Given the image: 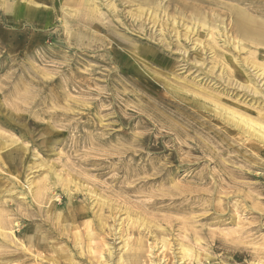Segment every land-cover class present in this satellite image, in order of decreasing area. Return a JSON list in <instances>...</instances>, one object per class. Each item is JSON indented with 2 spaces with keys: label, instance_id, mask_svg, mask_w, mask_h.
Returning <instances> with one entry per match:
<instances>
[{
  "label": "rangeland",
  "instance_id": "1",
  "mask_svg": "<svg viewBox=\"0 0 264 264\" xmlns=\"http://www.w3.org/2000/svg\"><path fill=\"white\" fill-rule=\"evenodd\" d=\"M146 1L0 0V264H264V0Z\"/></svg>",
  "mask_w": 264,
  "mask_h": 264
},
{
  "label": "bare ground",
  "instance_id": "2",
  "mask_svg": "<svg viewBox=\"0 0 264 264\" xmlns=\"http://www.w3.org/2000/svg\"><path fill=\"white\" fill-rule=\"evenodd\" d=\"M153 1V0H152ZM147 3H143V4H145V5H147V8L148 9H150V10H154V7L156 6V4L154 5V7H152L150 4H151V2L150 1H146ZM29 3H31V2H29ZM92 3V2H91ZM111 3L112 2H110V3H108V4H110L111 5ZM34 4V7L32 8L33 10H38L41 6H38L37 7V5L39 4V3H33ZM93 4H94V2H93ZM88 5V4H87ZM32 7V6H31ZM88 10L90 11V13H94V12H96V7L95 8H93V7H91V6H89L88 5ZM110 8H112L113 10H114V7H110ZM142 8H144V7H142ZM140 9V8H139ZM156 9V8H155ZM43 10V9H42ZM112 10V11H113ZM143 10V9H142ZM43 12V11H42ZM153 13V12H152ZM157 13V12H156ZM152 15V14H151ZM156 16V15H155ZM199 17H201V16H199ZM198 17V18H199ZM195 19V18H194ZM197 21V20H196ZM195 20H194V22H196ZM173 22V21H172ZM209 22V21H208ZM206 23V22H205ZM204 23V24H205ZM200 24V23H199ZM206 25V24H205ZM212 25V24H211ZM200 26V25H199ZM204 26V25H203ZM239 27V26H238ZM191 29V28H190ZM223 29V28H222ZM238 29V28H237ZM239 29H241V28H239ZM209 30V29H208ZM213 30V29H212ZM250 31V30H249ZM253 31H255V30H253ZM210 33H211V31H209ZM242 33V32H241ZM256 33H257V31H256ZM220 35V34H219ZM226 35V34H225ZM244 35H245V32H244ZM233 39V38H232ZM197 60V59H196ZM199 61V60H198ZM254 68H256V67H254ZM223 73V72H222ZM256 74V73H255ZM261 74V73H260ZM220 76V75H219ZM236 81V80H235ZM264 81V80H263ZM244 86V85H243ZM242 88V87H241ZM261 88V87H260ZM260 94V93H259ZM217 107V106H216ZM223 107V106H222ZM226 109V108H225ZM225 109H223V110H225ZM227 110V109H226ZM227 112H229L228 110H227ZM230 113V112H229ZM250 115V114H249ZM236 118H237V120H240V119H242L243 120V125H244V127L245 128H242V130H243V132L244 133H246L247 135H248V137H250V138H253V139H257V140H261V141H264V126H262L261 124L260 125H258V124H256L257 122H253L252 120H249V119H244L242 116H239L238 114H235L234 115ZM251 116V115H250ZM253 116V115H252ZM246 118V117H245ZM254 118V117H253ZM252 119V118H251ZM232 122H233V124L234 125H236L237 127H239L238 125V123L236 122V120H234V119H232ZM238 124V125H237ZM241 124V123H240ZM242 125V126H243ZM241 126V125H240ZM241 132V131H240ZM43 181V180H42ZM41 181V182H42ZM58 181V180H57ZM31 182V181H30ZM77 182V181H76ZM43 183V182H42ZM37 184V183H36ZM54 184V183H53ZM59 184V183H58ZM32 185V184H31ZM41 186V185H40ZM43 186V185H42ZM55 186V185H54ZM30 187V186H29ZM81 187V186H80ZM85 187V186H84ZM36 188V187H35ZM47 188H49L48 186H47ZM43 187H39L37 190H35V192L37 193V194H40L41 193V191L43 192ZM28 190H29V188H28ZM31 190V189H30ZM46 190V189H45ZM95 191V190H94ZM87 192V191H86ZM43 198V197H42ZM35 199V198H34ZM50 199V198H49ZM90 199V198H89ZM39 200V199H38ZM40 200H41V198H40ZM39 200V201H40ZM49 202V201H48ZM93 203V202H92ZM104 205V204H103ZM110 210H111V208H110ZM2 211H3V209H2ZM2 211H0V212H2ZM116 212V211H115ZM114 212V213H115ZM1 214V213H0ZM9 215V214H8ZM115 215V214H114ZM125 215V214H124ZM2 216V215H1ZM5 216H6V213H5ZM51 216V215H50ZM40 217V216H39ZM44 217V216H43ZM5 218V217H4ZM85 218V219H84ZM83 219L84 220H87L88 219V216H86L85 215V217H84ZM1 219V218H0ZM41 219V218H40ZM97 221H98V223H101V221H102V218L100 217V215H99V218L97 219ZM2 222V220H0V223ZM44 222V221H43ZM53 222V221H52ZM87 222V232L91 235V232H92V226H91V222H89V221H86ZM3 223V222H2ZM8 223V222H7ZM85 223V222H84ZM79 224V223H78ZM120 224V223H119ZM84 225V224H83ZM115 225V224H114ZM133 225V224H132ZM1 226H2V224H1ZM0 226V227H1ZM4 226V225H3ZM73 226V225H72ZM71 226V227H72ZM78 226V225H77ZM60 227V226H59ZM80 227V226H79ZM119 227V226H118ZM6 228V227H5ZM4 228V229H5ZM138 228V227H137ZM3 229V230H4ZM76 229V228H75ZM107 229V228H106ZM116 229V228H115ZM114 229V230H115ZM1 230V229H0ZM71 230V229H70ZM77 230V229H76ZM60 231V230H59ZM126 231L127 232H130V233H134V230L133 229H129V228H127L126 229ZM125 231V232H126ZM71 232V231H70ZM120 232V228H118V233ZM117 233V232H116ZM115 233V234H116ZM117 233V234H118ZM65 234V233H64ZM77 234H78V231H77ZM123 234V233H122ZM139 234V236H141L142 235V233L140 232V233H138ZM2 235V234H1ZM4 235V234H3ZM6 235V234H5ZM66 235V234H65ZM73 235V234H72ZM75 235H76V231H75ZM93 235V234H92ZM124 235V234H123ZM122 235V236H123ZM74 236V235H73ZM117 236V235H116ZM119 236V235H118ZM122 236H119L118 238H122ZM67 237V236H66ZM93 237V236H92ZM70 238V237H69ZM127 238V240L124 238H122L123 240H122V242H123V245H122V247L123 248H125V249H123L124 251L122 252V254H119L118 255V257H117V260H116V262L117 263H115V264H130L129 263V260H130V258L131 257H134V254H135V252H136V250L137 249H141V244H142V241L141 240H136V241H133V242H131V243H129L128 242V238L129 237H126ZM67 239V238H66ZM70 240V239H69ZM72 240V239H71ZM84 240V239H83ZM81 238H80V236H79V234L77 235V238H76V243L78 244L80 241H83ZM73 241V240H72ZM96 241V240H95ZM103 242H104V240H102ZM164 241V240H163ZM88 242V241H87ZM98 242V241H97ZM96 243V242H95ZM102 243V242H101ZM163 243V242H162ZM71 245V244H70ZM79 245V244H78ZM88 245V244H87ZM92 244H90V246H91ZM162 245V244H161ZM92 246H94V245H92ZM92 246H91V248H92ZM143 247V246H142ZM163 247V246H162ZM75 248H76V244H75ZM105 248V247H104ZM43 249V248H42ZM83 249V248H82ZM81 249V250H82ZM93 249L94 250H96L95 249V247H93ZM180 249H181V251L182 252H184V255H187L186 254V252H187V250L184 248V245L181 243V245H180ZM80 250V251H81ZM87 250V249H86ZM89 250V249H88ZM107 250H108V255H112V251L110 250V248L108 249L107 248ZM77 251V250H76ZM79 251V250H78ZM77 251V252H78ZM138 251V250H137ZM86 252V251H85ZM64 253V252H63ZM88 253V252H87ZM91 253V252H90ZM100 254V257L101 258H104L103 257V249L99 252ZM141 253V252H140ZM41 254V253H40ZM56 254V253H55ZM44 255V254H43ZM58 255V254H57ZM78 255V254H77ZM139 255V254H138ZM183 255V254H182ZM51 256V255H50ZM58 257V256H57ZM54 259V258H53ZM134 260H136L135 258H133ZM177 259V258H176ZM99 260V259H98ZM97 260V261H98ZM182 260V259H181ZM53 261V260H52ZM135 262V261H134ZM139 262V261H138ZM50 263V262H49ZM99 263V262H98ZM98 263H96V264H98ZM102 263V262H101ZM100 263V264H101ZM131 263H133V262H131ZM150 263V262H149ZM159 263V262H158ZM137 264V263H136ZM156 264V263H155Z\"/></svg>",
  "mask_w": 264,
  "mask_h": 264
}]
</instances>
